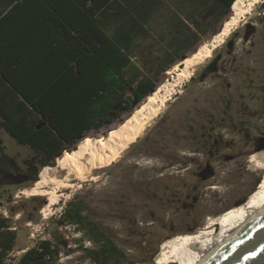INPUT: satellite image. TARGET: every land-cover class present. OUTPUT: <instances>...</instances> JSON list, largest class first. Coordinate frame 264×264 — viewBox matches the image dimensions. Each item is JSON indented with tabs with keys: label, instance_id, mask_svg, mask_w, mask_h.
<instances>
[{
	"label": "rangeland",
	"instance_id": "1",
	"mask_svg": "<svg viewBox=\"0 0 264 264\" xmlns=\"http://www.w3.org/2000/svg\"><path fill=\"white\" fill-rule=\"evenodd\" d=\"M221 17L211 12L200 17L207 32L186 59L220 33L228 19ZM159 32L167 31L159 28ZM233 32L194 68L192 78L137 144L112 166L95 170L83 182L75 181L73 188L59 189V201L47 215L48 199L26 194L39 177L24 185L0 186V218L17 235L5 264H15L26 250L44 240H61L57 264H97L88 252L98 245L87 232L59 224L64 210L79 198L86 197L94 214L101 213L96 222L126 256L122 264H158L156 258L166 240L198 232L209 218L249 199L262 179V172L247 162L264 150L255 149L264 137V2ZM228 41L232 47L224 49ZM166 43L150 39L142 43L140 56V50L136 52L141 57L136 62L157 88L172 81L184 61L177 60L161 75L157 66L145 64L149 57L162 58ZM220 49L216 73L203 77L202 71ZM140 105L135 103L132 111L118 113L110 124L91 129L65 148L73 150L87 137L108 135ZM0 124L4 125L1 117ZM65 148L50 166L68 151ZM0 150L2 168L27 171L32 165L38 168L37 176L43 169L38 160L45 156L2 128ZM209 167L215 173L212 177L207 176Z\"/></svg>",
	"mask_w": 264,
	"mask_h": 264
},
{
	"label": "trees",
	"instance_id": "2",
	"mask_svg": "<svg viewBox=\"0 0 264 264\" xmlns=\"http://www.w3.org/2000/svg\"><path fill=\"white\" fill-rule=\"evenodd\" d=\"M235 1L173 0L163 11L156 10L154 1L151 5L135 3L129 6L128 17L120 11L97 17L99 1L41 0L36 10L31 9L32 2H9L6 8H10L0 13V117L4 129L20 144L45 156L38 160L41 168L53 165L66 145L91 129L110 124L118 113L132 111L135 103L141 104L139 109L163 86L157 88L136 62L145 47L142 43L155 38L167 42L162 58L149 57L145 63L157 66L161 75L177 60L183 61L207 32L200 17L211 12L216 17L228 16L227 22ZM149 12L154 16L151 23ZM161 27L167 32H159ZM231 45L228 41L224 49ZM221 54L222 49L204 68L203 77L216 73ZM35 113L40 115L38 121L33 120ZM96 138L104 137L87 140ZM83 201L71 202L59 224L87 232L98 245L88 252L95 263L122 264L126 256L108 232L94 218L85 219ZM16 239L8 221L0 218V264L14 250ZM60 242L41 241L15 264H57Z\"/></svg>",
	"mask_w": 264,
	"mask_h": 264
},
{
	"label": "bare ground",
	"instance_id": "3",
	"mask_svg": "<svg viewBox=\"0 0 264 264\" xmlns=\"http://www.w3.org/2000/svg\"><path fill=\"white\" fill-rule=\"evenodd\" d=\"M263 2L264 0H236L232 5V16L224 23L220 33L211 42L200 47L191 58L186 59L172 81L165 82L154 91L148 101L118 129L109 132L104 138L82 142L75 150L66 151L58 158L56 165L44 167L38 181L26 194L30 197H46L49 206L44 210V214L47 215L50 207L59 201V189L73 188L75 181L83 182L95 170L112 166L132 145L138 143L166 110L169 102L182 91L192 78L194 68L204 58L210 57L217 46L223 45L225 39ZM247 164H251L254 171L262 172V179L249 199L244 204L228 209L219 217L209 218L206 226L198 232L182 233L166 240L156 258L158 264H198L216 243H221L241 224H245L248 218L264 208V150L251 155Z\"/></svg>",
	"mask_w": 264,
	"mask_h": 264
},
{
	"label": "water",
	"instance_id": "4",
	"mask_svg": "<svg viewBox=\"0 0 264 264\" xmlns=\"http://www.w3.org/2000/svg\"><path fill=\"white\" fill-rule=\"evenodd\" d=\"M198 264H264V208L216 243Z\"/></svg>",
	"mask_w": 264,
	"mask_h": 264
},
{
	"label": "crops",
	"instance_id": "5",
	"mask_svg": "<svg viewBox=\"0 0 264 264\" xmlns=\"http://www.w3.org/2000/svg\"><path fill=\"white\" fill-rule=\"evenodd\" d=\"M15 1L17 2H32L31 9H35L39 7V3L41 2V0H0V13L7 11L10 7L6 8L8 6L9 2ZM79 1V0H76ZM82 2H87V4H91L92 2L95 1H99L102 3V5L99 7L100 9L98 10V15L97 17H110V16H114L115 13L117 11H120V13L125 16L128 17V9L129 6H134L135 3H139V4H145V5H151V2L154 1L156 3V9L157 11H163L166 10V7L169 5L170 1L173 0H80ZM36 7V8H34ZM149 8V7H148ZM149 17H150V21H148V23L152 22V18L154 16H152V14L149 12ZM159 17V16H157ZM160 19V17H159ZM158 19V20H159ZM121 23V22H120ZM158 23V21H156V24ZM112 26H115V23H111ZM119 24V23H118ZM107 25V24H106Z\"/></svg>",
	"mask_w": 264,
	"mask_h": 264
},
{
	"label": "flooded vegetation",
	"instance_id": "6",
	"mask_svg": "<svg viewBox=\"0 0 264 264\" xmlns=\"http://www.w3.org/2000/svg\"><path fill=\"white\" fill-rule=\"evenodd\" d=\"M227 108L228 107L224 109V113H226ZM39 117L40 115L38 113H35V115L33 116V120L38 121L40 119ZM1 128L4 129V126L0 124V129ZM85 139L87 140L89 139V137ZM263 145H264V137L260 138L257 141L255 149L260 150V148H262ZM0 153H2L1 150H0ZM37 171H38V168L32 165H30L27 171H19L16 168L15 169L2 168L0 165V186H4V185L5 186H12V185L18 186V185H24L25 183L33 182L37 176L36 174ZM207 173H208L207 175L208 177H212L215 174L214 171L211 169V167L207 169ZM202 176L207 177L205 173L204 174L202 173ZM83 199H84L83 204L85 208L84 209L85 219L88 220L89 218H94L95 221H97L98 217L101 216V213L98 212L94 214V209L89 208V203H87V198L84 197ZM95 215H97V217H95Z\"/></svg>",
	"mask_w": 264,
	"mask_h": 264
}]
</instances>
